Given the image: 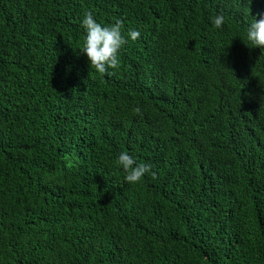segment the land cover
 <instances>
[{
	"label": "trees",
	"instance_id": "1",
	"mask_svg": "<svg viewBox=\"0 0 264 264\" xmlns=\"http://www.w3.org/2000/svg\"><path fill=\"white\" fill-rule=\"evenodd\" d=\"M86 12L140 32L106 73L77 49ZM260 14L0 0V264H264V49L245 34ZM121 151L155 176L126 182Z\"/></svg>",
	"mask_w": 264,
	"mask_h": 264
},
{
	"label": "clouds",
	"instance_id": "2",
	"mask_svg": "<svg viewBox=\"0 0 264 264\" xmlns=\"http://www.w3.org/2000/svg\"><path fill=\"white\" fill-rule=\"evenodd\" d=\"M225 17L222 14L215 15L212 23L216 28H221ZM84 29V36L81 46L77 49L85 54L90 67L98 73H106L109 68H116L119 65V52L130 39L135 41L140 37L138 30H129L127 35L122 31L123 21L116 20L111 25L101 24L91 12H86L81 21ZM246 39L253 47L264 49V14L251 15L245 29ZM137 112L139 109L136 110ZM116 165L126 173L125 181L136 184L148 174L155 176L147 163H139L134 155L121 151L116 158Z\"/></svg>",
	"mask_w": 264,
	"mask_h": 264
}]
</instances>
